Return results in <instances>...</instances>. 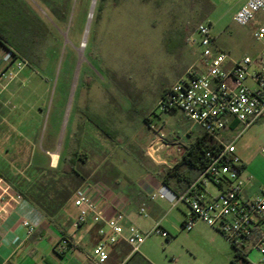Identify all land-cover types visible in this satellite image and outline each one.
Segmentation results:
<instances>
[{
  "label": "rangeland",
  "instance_id": "1",
  "mask_svg": "<svg viewBox=\"0 0 264 264\" xmlns=\"http://www.w3.org/2000/svg\"><path fill=\"white\" fill-rule=\"evenodd\" d=\"M0 1V24L13 35L7 38L9 44L25 57L37 54L42 60L36 65L46 72L48 84L68 89L73 118L80 92L91 87L95 110L90 109L89 114L114 139L128 137L127 146L134 153L145 117L160 136L186 145L180 149L182 153L190 141L189 130L198 133L183 115L171 116L159 107L166 90L195 61L201 68L197 60L201 48L193 43L200 39L198 25L209 26L215 46L229 58L255 60L264 47V40H256L250 26L235 22L241 0H104L97 10L98 0ZM40 20L44 24L38 25ZM35 40L37 44H33ZM247 85L254 89L250 80ZM121 111H129L132 120H126ZM146 127L140 135L147 133ZM45 133L46 126L42 135ZM224 141L234 142L250 181L264 189V118L247 129L239 124L234 132L228 131ZM123 159V173L138 178L141 172L133 156L118 151L116 160ZM111 163L116 167L115 160ZM205 193L214 198L219 189L208 181ZM149 202L144 206L147 216H141L140 226L133 225L150 234L159 222L169 234L164 238L152 233L141 245V252L153 264H235L234 260L246 264L206 223L198 221L191 232L186 231L183 223L190 213L186 204L172 208L165 200ZM154 204L162 209L158 218ZM246 255L249 264H262L256 250L248 248Z\"/></svg>",
  "mask_w": 264,
  "mask_h": 264
},
{
  "label": "crops",
  "instance_id": "2",
  "mask_svg": "<svg viewBox=\"0 0 264 264\" xmlns=\"http://www.w3.org/2000/svg\"><path fill=\"white\" fill-rule=\"evenodd\" d=\"M247 2L241 0L239 10ZM263 20L264 14L258 15L250 27L255 30ZM6 29L0 24L3 40L0 47L7 46L26 60L29 68L0 93V176L24 197L22 202L7 206V213L0 219V264H96L93 250L100 240L98 230L103 224L90 221L75 227L78 210L73 204V194L76 189L90 183L98 211L106 219L123 213L125 225L140 226L143 221L140 208L150 203L151 193L165 186L163 179L181 162L185 151L182 153L180 149L186 145L167 136L163 142L149 117H145L137 135L138 151L134 153L127 146L128 137L114 139L89 114L90 109L95 110L89 95L91 87H83L80 92L73 118L68 89L48 84L46 72L39 71L36 65L42 59L37 54L25 57L13 49L7 39L13 35ZM36 40L33 44L38 43ZM263 54L264 47L254 61ZM240 60L229 58L227 67ZM194 66L196 61L191 67ZM121 113L126 120H132L129 111ZM263 118L264 115L256 123ZM238 125L232 122L222 138L228 131L234 132ZM45 126L46 133L42 135ZM144 127L147 133L140 135ZM197 132L193 135L192 129L189 130L187 148L203 133L199 128ZM118 151L133 156L141 172L138 178L123 173L125 159L116 160ZM237 155L242 162L238 151ZM113 160L116 167L112 166ZM242 166L245 196L251 198L261 189L250 181L246 164L242 162ZM153 207L158 218L161 206L154 204ZM22 220H28L35 227L32 235L22 227ZM142 257L153 264L141 248L138 254L125 257L113 246L107 264H144Z\"/></svg>",
  "mask_w": 264,
  "mask_h": 264
},
{
  "label": "built area",
  "instance_id": "3",
  "mask_svg": "<svg viewBox=\"0 0 264 264\" xmlns=\"http://www.w3.org/2000/svg\"><path fill=\"white\" fill-rule=\"evenodd\" d=\"M260 14H264V0H248L236 13L235 22L242 27L250 26ZM200 36L201 68L194 66L166 90L159 102L163 112H180L203 133L210 136L221 151L208 153L209 164L196 182L183 194L176 195L167 186H162L149 196V200L168 201L172 208L186 204L190 208L183 228L191 232L198 221L216 229L234 248L245 254L256 250L264 264V189L251 198L245 196L246 180L242 177V162L237 155L234 142L226 143L222 133L232 122L245 129L254 125L264 115V54L257 61L245 57L227 67L229 57L214 43L210 28L204 23L196 29ZM256 40H264V20L254 30ZM0 47V93L16 81L29 68V63L7 46ZM256 64V67L255 65ZM254 84V89L247 81ZM164 142L165 137L160 136ZM264 156V146L261 150ZM219 189L217 197H207V182ZM23 195L11 187L0 176V219L7 213V206L18 204ZM73 204L78 210L75 227L87 225L90 221L103 224L98 230L99 242L94 247L96 264H107L110 249L124 243L132 254L138 253L144 240L152 233L168 238L169 234L157 222L150 234L142 233L134 225H125L123 213L106 219L98 211V204L92 195L90 183H84L73 194ZM139 214L146 215L145 207ZM21 225L32 235L35 227L22 220ZM65 243H68L65 240Z\"/></svg>",
  "mask_w": 264,
  "mask_h": 264
},
{
  "label": "trees",
  "instance_id": "4",
  "mask_svg": "<svg viewBox=\"0 0 264 264\" xmlns=\"http://www.w3.org/2000/svg\"><path fill=\"white\" fill-rule=\"evenodd\" d=\"M104 0H98L96 10ZM0 42H3L0 39ZM221 147L207 134L201 133L197 136L196 142L185 149L181 162L176 165L172 171L168 172L163 179V184L167 186L176 195L183 194L204 172L209 164L208 153H218ZM65 240L68 241L67 238ZM114 247H118L123 256L136 255L132 254L131 248L126 244L120 243ZM236 249V257L242 258L246 264L249 262L245 259V254ZM144 264H151L148 260L142 257ZM234 263L237 264L236 260Z\"/></svg>",
  "mask_w": 264,
  "mask_h": 264
}]
</instances>
